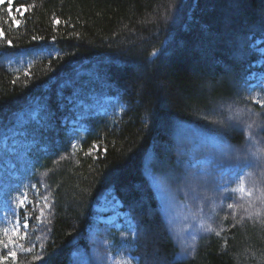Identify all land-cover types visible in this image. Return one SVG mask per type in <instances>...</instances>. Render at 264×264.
<instances>
[{
	"label": "trees",
	"instance_id": "trees-1",
	"mask_svg": "<svg viewBox=\"0 0 264 264\" xmlns=\"http://www.w3.org/2000/svg\"><path fill=\"white\" fill-rule=\"evenodd\" d=\"M9 6L0 2V240L15 243L0 244V257L14 251L16 259L0 264H87L92 206L108 190L142 236L164 231L163 240L140 237L131 248L135 264L153 247L151 258L162 264H264L263 197L237 215L232 203L221 206L193 251L176 259L158 197L170 192L163 170L177 166L169 135L175 125L180 146L190 136L200 143L196 134L229 139L251 160L245 175L252 197L261 194L264 149L245 132L247 115L264 107L252 104L245 78L263 57L264 0H13ZM15 10L19 24L10 15ZM217 104L238 114L210 115ZM254 128L263 138L264 125ZM141 188L146 202L135 207Z\"/></svg>",
	"mask_w": 264,
	"mask_h": 264
},
{
	"label": "rangeland",
	"instance_id": "rangeland-1",
	"mask_svg": "<svg viewBox=\"0 0 264 264\" xmlns=\"http://www.w3.org/2000/svg\"><path fill=\"white\" fill-rule=\"evenodd\" d=\"M5 1H8L10 5L9 8H11L13 0H0V2ZM15 14L16 10L12 11L11 17L15 18ZM233 55H236V57L238 56L236 53H233ZM249 79V85H246V93H250L253 89L252 87L264 88V70L257 72L255 75H253L252 73L249 76ZM251 95L252 104L258 106L261 105L264 107V95L261 98L255 93ZM230 108L232 109L229 111ZM233 111L234 115L238 114V110L231 107V105L229 107L226 106V104H217L214 105L208 113L210 115H214L215 113L217 114V117L223 114L225 118H232L230 114ZM262 111H264V108L260 109L259 112L254 111L253 113L247 115L249 125L252 126L251 128H248L245 133L249 136V138H254L255 140H258V145L263 147L264 149V134L263 138L253 134V132L256 130L254 128V125L260 128L264 125V115H260ZM229 127H231V124L227 122L226 128ZM177 133L178 128L175 125L173 126V128H171V132L169 135L171 137L170 146L172 148V153L175 156V161L177 163L176 169L175 171L171 169L163 170L164 175L169 183L170 189L172 187L173 189H175V191H179L185 194V198L177 194L175 204L168 209L169 222L172 226L171 227L169 224L168 228L169 231L172 233L173 237L175 238L176 243L178 244L177 256H175L174 259L178 257L184 258L185 255L190 254L189 245L190 247H192L198 237V232L190 217V208L188 204L191 205L192 210L196 214L200 213L202 210H206L209 213H214L217 209L220 208L219 206L224 203L223 196L225 191L231 190V187L229 185L230 182L238 180L239 175L241 173V169L243 170L244 166H246L248 163L247 160H250L247 157L242 156L239 152H237L234 148V144L229 139L221 137L219 135V137L217 135H212L208 138V143L212 149L211 158H206L204 164L199 166V168L197 169L196 166L193 164L192 160L193 150L197 147H204L205 149H208L209 147L206 143L207 140H205V143L200 142L197 144H193L192 141L195 140L197 142V140L194 136H190L188 139L185 140V146H180L177 141ZM239 148L244 149L245 146L241 144ZM180 151H184L186 153V159L185 157L183 158V160L180 159ZM200 161L202 163L203 159H198L195 162L200 163ZM241 162L243 163V166L240 164ZM145 163L142 167L145 166ZM218 165H220L222 169L219 167L216 168V166ZM260 166L261 168H259V171L257 172V179L258 181H261L258 186L261 189V194L264 196V163ZM160 168L164 169L166 168V165H162L160 166ZM238 169H240L239 172L235 173V170ZM242 186L244 191H241L240 195L246 198V204H249L252 199H257V196L252 197L251 195L246 175L242 178ZM138 193L139 198L132 203L135 207H138L140 204L146 202L144 189L141 188ZM140 193H142L141 196ZM108 195L109 194L106 193V196ZM198 198H200V200H197V203L193 205V201ZM255 203L257 207H259V205H263L260 202ZM118 204L119 200L113 197L107 198L106 200H100L96 204V209L100 211L98 213L99 221H101L106 226L117 227L118 212L115 211V206H118ZM246 204L244 203L242 198L236 197L232 203L235 210V215L241 214ZM152 214L153 211L146 207L145 215L148 219L152 218ZM242 217H245V215H240V218ZM200 228L201 227H199V229ZM152 230V232L147 231L145 236H143L144 242L147 241L151 243L158 239H164V231H162L160 228H152ZM106 242L107 244H110L112 241L110 239L105 241V239H103V237L99 235V239H96L95 236V239L92 243L95 244L96 248L102 249L105 252L106 249H104V245L106 244ZM111 249H114L115 251L114 254L108 253V258L112 261H117L119 259V256L116 253L118 252V247L114 245L111 247ZM157 252L158 250L155 247H153L152 250L150 249V251H144L143 264H162L163 261L159 260L160 258H151L154 256L156 257ZM132 259L135 260L136 258L132 255Z\"/></svg>",
	"mask_w": 264,
	"mask_h": 264
},
{
	"label": "snow or ice",
	"instance_id": "snow-or-ice-1",
	"mask_svg": "<svg viewBox=\"0 0 264 264\" xmlns=\"http://www.w3.org/2000/svg\"><path fill=\"white\" fill-rule=\"evenodd\" d=\"M16 10H17V12H20V11H21L20 8H17ZM24 11H27V8H25ZM21 14H22V13H21ZM10 15H11V13H10ZM13 22L16 23V24H19V21H18V20H15V18H13ZM56 22L58 23L59 21H56ZM2 35H3V30H0V36H2ZM8 44L11 45V41H8ZM257 102H259V101H257ZM251 126H252V125H248L249 128H251ZM239 190H240V191H244L243 186H241ZM45 199H46V198H45ZM24 203H25V200H23V199L20 200V201H19V206H20V207H23ZM228 207L231 208V207H233V205L229 204ZM41 215H43V212H41ZM37 219L39 220V217H37ZM23 227H24V228H27V227H28V223L25 222V223L23 224ZM3 231H4V234L7 235L8 232H9V229H8V228H4ZM15 231H19V226H18V225L16 226ZM8 243H15V241H13V240L11 239V237H9ZM8 243H4L3 240H0V244H2L3 247H4L5 249L8 248ZM8 256L12 257V259L15 260V259H16V252H14V251H9L8 254H7V256L0 257V259H7ZM37 259H40V257H37Z\"/></svg>",
	"mask_w": 264,
	"mask_h": 264
}]
</instances>
